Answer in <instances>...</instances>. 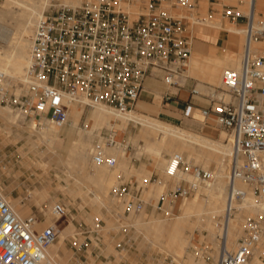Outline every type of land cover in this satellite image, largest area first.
<instances>
[{
  "label": "built area",
  "instance_id": "built-area-1",
  "mask_svg": "<svg viewBox=\"0 0 264 264\" xmlns=\"http://www.w3.org/2000/svg\"><path fill=\"white\" fill-rule=\"evenodd\" d=\"M211 5L220 0H208ZM199 0H48L35 23L30 38L29 66L23 94L16 95L0 74V101L24 117L55 126L69 122L72 105L103 106L118 112L131 110L138 101L144 81L160 78L167 87H181L192 51V35L187 21L193 17ZM250 2V7H251ZM184 9L186 16L173 11ZM221 15L243 22L245 44L239 70H224L221 85L202 95L209 105L198 114L214 118L231 137L235 158L228 182L229 201L240 200L233 182L248 185L252 196L263 206L260 214L246 219L242 235L233 250L223 245L216 264H264V54L251 53V40L261 41L264 18L261 13L253 28V11L243 14L237 6H221ZM167 92L165 97H169ZM195 108L186 104L182 115L192 118ZM105 145V146H104ZM107 146L117 145L113 137L95 145L91 157L96 165L113 168L116 160L105 156ZM167 178L178 179L174 188L162 192L154 210L164 216V204L185 199L200 186L212 183L210 169L190 163L181 154L172 155L165 169ZM189 175L190 180L183 178ZM143 180L142 183H146ZM142 185L120 182L109 196L119 200L125 214H139L146 206ZM171 211H166V215ZM66 215L64 206L54 204V221L38 230L35 216L20 219L0 196V264H45L46 250L58 238L55 222ZM100 222L93 233L98 236ZM220 240H224L222 237ZM122 244H117L121 249Z\"/></svg>",
  "mask_w": 264,
  "mask_h": 264
},
{
  "label": "rangeland",
  "instance_id": "rangeland-1",
  "mask_svg": "<svg viewBox=\"0 0 264 264\" xmlns=\"http://www.w3.org/2000/svg\"><path fill=\"white\" fill-rule=\"evenodd\" d=\"M236 2L237 0H235V4L220 0L216 2V4L211 5L208 0H199L194 16L196 14L200 19H216L221 21L223 25L226 24L231 27L243 29V22H232L228 18H223L221 15V4L232 6L236 5ZM8 7L13 9L12 15L14 18L11 15L0 19V53L2 54L8 52L11 44L15 41L17 36L15 27L16 19L21 13V9L13 8L12 4L6 3V0H0V10L7 11L8 9H11ZM203 7L206 8V12L203 11ZM173 12L177 16L187 15L186 10L184 9H176ZM257 13H261L264 18V9L256 11L255 22L258 18ZM196 25H192L191 20L186 23L188 35H191L192 33L193 36L192 48L195 41L202 42V39L197 35V30L204 27ZM228 34L231 35L227 31L220 30L216 40L207 43L208 47L213 46L216 48V54L219 57H222L224 54L223 50L226 48ZM242 34L243 33H241V35L239 34L240 36H233L238 39L240 38L241 43H243L244 34ZM31 35L32 34L30 33L26 37L29 42ZM255 45L256 48H259L258 51L261 50L262 53L260 54H264V38L261 41H257ZM240 50H243L242 47ZM255 53L258 52H254V54ZM238 54L242 58V55L240 53ZM223 70L224 68H222L218 74V83L209 82L198 76L191 75L185 80L180 81L181 87H167L166 85L165 87L168 90H180L179 92L181 96L186 97L188 96L187 91H190L192 88L198 90V92L202 94H208L210 88L219 85L221 72ZM3 76L5 77L6 82H9L8 86L11 87L14 94H23V84L21 82L14 81L5 75ZM201 81H204L203 84L206 88L199 90L197 84ZM186 85H189L190 87H187ZM154 99L155 96L151 95L145 103L149 106H153L155 105ZM138 102L139 100L130 111L135 109ZM165 102L166 100L164 99V103ZM161 104L162 97L160 95V106ZM74 106L75 105H72V107ZM4 107L9 109L10 114L7 120L0 118V145L4 147L3 151L8 156L11 169H8L6 162L0 164V192L9 196L13 201H21L22 203L20 205L27 206L30 215L37 218V224L42 225L36 227L38 230H42L54 221L50 215L51 207L54 204L60 203L66 210V215L55 222L59 231L58 238L47 249L48 251L54 246L57 247V253L54 258L56 262L53 260L51 264H120L122 262L124 264H216L219 256V249L224 245V240H220V236L222 237V235L220 227L217 224V222L222 219V214L221 212H216V214L212 213L216 221L213 225V222H211L210 219L212 214L208 211L206 212V210H209L210 204L216 201L214 198L212 199L213 195L210 191L202 188L204 185L200 186L195 194L185 199L178 198L170 204L166 202L164 204V216L154 210L159 195L162 192L166 193L169 190H172L178 180L167 178L163 172L168 159L176 153L181 154L186 160L190 161V163L204 169H210L212 173H214L216 171L215 160L207 151H202L199 146L191 145L189 143H174L173 146V144L171 145L165 142V135L162 133H151V143L145 142L143 137L140 138L138 136L139 132L141 134L143 132V126L139 121H132L135 124L129 122L125 126L114 125L111 126V128L103 126L101 128H95L89 133L85 127V120L94 108L83 109L81 107L82 113L77 128L71 126L73 120L71 121L72 118L70 113L69 122L66 125L60 127L55 126V128L60 131V144L57 149H61V147L66 149L65 152H62L63 155H67V151L71 148L72 143H78L79 151L83 150L86 155V161L84 163H81L79 160L71 161L69 159V168L74 175L73 177L72 175L64 173L61 167L49 162L50 153L45 154L46 146L44 144H38L35 146L31 143V141H37L36 133L41 130L42 123L49 125L50 122L43 121L39 126L36 124L34 118L24 117V115L18 110L7 106L0 101V108ZM158 112L151 113V117L159 119ZM124 113L125 112H121V114ZM137 117L142 119L143 116L137 115ZM195 117L199 118L201 121H207L211 125L213 132L217 135V139H213V141L220 142L223 145L232 143L229 134L216 124L214 118L209 117L204 119L200 115ZM171 124L184 128L177 123ZM189 131H191V133L194 132V134H201L195 130ZM110 135L116 141L117 145L115 147L106 145L105 156L113 157V155L106 151L107 149H117L120 151L121 158L123 154L121 151L123 146L121 144H124L126 145L129 162L126 169H119L120 158L119 161L116 160V164L113 168H107L106 165H102L105 167L104 170H106V172L114 171V174L110 182L107 184L105 192L102 194H95L97 199L92 201V203L95 204L93 205L90 201V199L94 197L92 191L93 187L88 180L83 182L79 173L87 175L88 168L91 165L92 167L101 166L96 165L93 162L91 150L95 145L104 142ZM165 148L171 151L167 152ZM88 164L89 166L86 168ZM144 167L150 170L148 178L146 175H138L137 173ZM1 177L8 179L9 182L2 184ZM189 177V175L183 176L184 179L187 178L186 180H190L191 177ZM143 180H147V182L142 183ZM126 181H136L143 187L142 194L146 201V206L139 214L127 215L123 213V206L119 200L112 199L109 196V191L114 185ZM47 186L50 187L48 199L41 205H37V203L33 201V193L37 189L40 190ZM246 187L251 195L249 186L246 185ZM72 189L77 190V192L73 193L71 191ZM80 189H82L81 195ZM229 189L228 184L224 193L225 195H227ZM101 198H104L105 200H100ZM192 200L196 201L200 207L197 211L199 216L197 215L198 213L186 215L184 219L186 225L182 231V236L186 239V243L183 248L180 249V254H178V258H176L173 254H169L164 248H161L158 245L159 243H162V241L159 239L157 229L160 223L161 225L163 224L164 232L162 234V240L166 243L172 223L176 217L182 214L181 205H188ZM219 201L220 200H217L218 204ZM241 202V199L238 201L236 200L237 204H240ZM219 207L220 204L218 205V209ZM166 211H171V214L166 215ZM200 211L202 212L200 213ZM204 211L206 212V215ZM231 214L237 221L236 223L241 224L239 222L242 220V230L247 218L258 215L251 214L248 211L246 214V210L243 208L239 210L232 209ZM27 217L28 215L24 218ZM47 219L48 222L42 224ZM152 219H156V221ZM98 221L100 222L101 231L98 236H95L93 233L89 232L93 230ZM66 229L67 231H65ZM137 230H142V235L139 234ZM241 233L236 238L237 240H235L236 244ZM152 237H154L153 240H155L156 244L155 242L151 243L152 246L150 247L142 244V241H148ZM235 241L232 246L234 248L236 246ZM123 242H125L126 245H123ZM119 243L123 246L121 249L117 248V244ZM232 249L233 248H231V250Z\"/></svg>",
  "mask_w": 264,
  "mask_h": 264
},
{
  "label": "bare ground",
  "instance_id": "bare-ground-1",
  "mask_svg": "<svg viewBox=\"0 0 264 264\" xmlns=\"http://www.w3.org/2000/svg\"><path fill=\"white\" fill-rule=\"evenodd\" d=\"M225 1L228 3L235 4V0H225ZM250 2L252 5L251 7H250ZM6 3L12 4L13 8L21 9V13L16 19L15 27H16L17 36L15 38V41H13L11 46L9 44L10 49L8 50V52L4 54L0 53V74H3L13 79L14 81L21 82L24 87L25 82H26V71L29 66V49H30V42L26 37L30 33L31 34L33 33L35 23L41 17L42 12L46 8L47 0H6ZM222 5L223 4H221L220 6ZM232 6H237L238 9L243 14H247L249 10L253 11L254 21H253L252 32L254 33V30L257 28V24L255 22L256 11L259 9L260 10L264 9L263 8L264 0H237L236 5H232ZM8 8H11V7H8ZM203 11L206 12L205 7H203ZM12 12H13L12 8L8 9L7 11L0 10V19L11 16ZM258 14L259 13H257V16ZM193 24L195 25L197 24L198 26L200 25L205 26V27L212 28V29L224 30L230 33L231 35H239V34L241 35V33H243L244 34V35L242 34L244 36L243 43H241L240 38L238 39V43H239L240 48L242 47V49L244 50L245 35H246L245 33L246 27L244 25H243L244 26L243 29H239V28L228 26L226 24L223 25L221 21H218L216 19L210 20L206 18L200 19L198 21H196V18H193L192 25ZM263 38H264V35H263ZM256 42L257 41H254V40L250 41V44H249L250 52L251 53H254V52L262 53L261 50L258 51L259 48L255 47ZM242 56H243V52H242ZM241 61H242L241 56H239L238 53H234L231 51L225 52L222 57L215 56V55H210L206 57V56H202L200 54L192 52L188 59V64L185 68V76H191L194 73V71H196L197 68L203 65L209 70L211 81L217 82L218 74L220 73L222 68H224V70H227V69L239 70L241 66ZM223 71L221 72V76H222ZM221 76H220V83L217 87L221 85ZM217 87H214L208 91H211L213 89L216 90ZM198 88H201V87L199 86ZM93 108H94L93 111L86 118V126L88 127L87 132L89 133H91L95 128H101L105 123H109L112 120H117L121 124L127 123L129 121H134V122L139 121L143 126L144 134L162 133L165 135L164 140L168 144H171V145L173 144L174 146V143H181V144L189 143L191 145L199 146V148L202 151H207L209 154H211V156L214 157L215 164H216V171L213 173L214 180L212 183L205 184L202 188L204 190L210 191L213 195L212 199L214 198L216 202L211 203L209 210H206V212L208 211L210 214L212 213L216 214V212H221L222 219L219 222H217V224L220 227L221 235L224 238L225 249L226 250H231V248L234 249V247H232L234 244V241L237 240L236 238L242 231V222H241L242 220L240 219L241 218L240 217L239 219L241 221L239 223L241 224L236 223L237 221L235 220V218L232 217V214H231L232 209L239 210L243 208L246 210V214H247V211L251 214H260L263 206L252 196V194L250 195V191L247 189L246 184H244L242 181H239V180L234 181L232 186L235 192L244 193V196L241 198L242 202L240 204H237L236 200L235 201L232 200L231 202L229 201V192L227 193V195L224 194L226 190V186H228L229 184L228 176L230 172L231 162H233L235 158V149L233 148L232 143H228V145H223L220 142H216L213 140L203 138L197 134L191 133L187 130L174 127L172 125H169L163 122H160L158 120L150 119L148 117H142V119H140L137 117L136 114L132 112L125 111L124 114H121V112L115 111L108 107L95 106ZM71 111H72V114L70 116L73 120L72 126L73 128H77L78 122H79V119L82 113V108L77 107L75 105L74 107H72ZM127 111H130V110H127ZM9 114H10V111L8 108L6 107L0 108V118L7 120L9 118ZM44 121H48V120H44ZM36 124L38 125V121H36ZM59 132L60 131L56 129L55 125L52 124L51 122L49 123V125H45L42 123L41 130L38 133H36L37 141L36 142L31 141V143L35 146H37L38 144H44L46 146L45 154L50 153L49 162L56 164L58 167H61L63 169L64 173L72 175L74 177L73 173L71 172L69 168L70 160L71 161L79 160L81 163H84L86 161V155L84 154L83 150L79 151L78 143H72L71 148L67 151V155L66 154L63 155L62 152H65L66 149H64L63 147H61V149H57V147L60 144ZM166 151L170 152L171 150L166 149ZM119 152L113 154V158L118 161L120 158ZM166 166H165V169H166ZM163 172L165 173V170H163ZM165 176H166V173H165ZM230 185L231 184H229V188H230ZM49 191H50L49 186L43 187L40 190L37 189L33 193V201H35L37 205H41L45 200L48 199ZM0 196L8 203L10 208L15 212V214L20 219L29 218L30 213H29L28 207L25 205H20L22 203L21 201L19 200L13 201L9 197L3 196V193L1 192H0ZM102 199L105 200L104 198H101L100 200ZM217 200H220L219 209H218L219 204ZM53 206L51 207V210H50L51 216H52ZM199 209H200L199 205L194 200H192L190 204L188 205H181L182 214L176 217L174 222L172 223L167 242L166 243L162 242V243H159L158 245L161 248H164V250L167 251L169 254L171 253V255L173 254V256L178 258V254H180V249H182L184 244L186 243V239L182 236V231L184 230L185 225H186L184 219L186 215L194 214V213L197 214L198 213L197 211ZM201 212L202 211H200V213ZM206 212H205V215H206ZM213 214L211 215V217L210 216L208 217H210L211 222H213L212 224L214 225L215 224L214 222L216 221L214 219ZM27 215L28 217L24 218ZM197 215L199 216V213ZM47 222H48V219L42 224H46ZM40 226L42 225H39L37 223L35 224V227H40ZM65 231H67V229ZM235 244H236V241H235ZM221 250H222V247H220L219 252H221ZM56 253H57L56 246L52 247L48 251L46 250L45 264H51V262H53L56 256Z\"/></svg>",
  "mask_w": 264,
  "mask_h": 264
},
{
  "label": "crops",
  "instance_id": "crops-1",
  "mask_svg": "<svg viewBox=\"0 0 264 264\" xmlns=\"http://www.w3.org/2000/svg\"><path fill=\"white\" fill-rule=\"evenodd\" d=\"M196 26H198V25H196ZM203 27L204 28H200V29L197 30V35H198V37L200 39H202V42L201 41H195L191 53L192 52L193 53H197V54H200V55L206 56V57L210 56V55L217 56V54H215L216 53V48L213 47V46L212 47H208L207 43L208 42H214L216 40V38L218 36V32L220 30L219 29L208 28V27H205V26H203ZM205 28H207V29H205ZM191 35H192V33H191ZM228 37L229 38L226 41V48H224L223 52L225 53V52L231 51V52H234V53H240L242 55L243 50H240V46H239V43H238V38H235L233 35H229V34H228ZM202 47H203V49H202ZM233 48H235V49H233ZM193 75L194 76H198V77H200L203 80H207L209 82H212L211 78H210L209 70L203 65L200 66L199 68H197L196 71H194V73L192 74V76ZM187 77H190V76H187ZM184 80H185V78H184ZM203 83H204V81H201V82H199L197 84V88L199 86L201 87V88H198L199 90H202V89L206 88V86ZM186 86L190 87L189 85H186ZM210 89H212V88H210ZM179 91L168 90L159 77L158 78L148 77L144 81L143 89H142V91L140 93V96H139V99H138L139 102L137 103L135 109H133L132 111H126V112H132V113H134L136 115H142L143 117H148L150 119L158 120L160 122H163V123H166V124H169V125H172L174 127H178V128L184 129V130L189 129V130L198 131L201 134H197V133H195V134H197V135H199V136H201L203 138L209 139V140L217 139V135L213 132V129H212L211 125L207 121L206 122L205 121H201L199 118L195 117V116L199 115L198 111L201 108H205V107H207L209 105V100L207 98H205L203 96H199V95L190 96V91H187L188 92V96L187 97L186 96H181ZM182 91H185V90H182ZM167 92L170 93L169 97H165V94ZM200 94H202V93H200ZM151 95L155 96V99H154L155 105H153V106H149V105H147L145 103V101ZM160 95L162 97L161 106H160ZM202 95H206V94H202ZM164 99L166 100L165 103H164ZM188 103L192 104L194 106V108H195V112H194V115H193L192 118H185L182 115L183 109L185 108L186 104H188ZM156 112H158V118L159 119L151 117V115H150L151 113H156ZM69 113L71 115L72 111H70ZM71 121H72V119H71ZM129 122H132V121H129ZM129 122L121 124L117 120H113V121H111L109 123H105L103 126H106L107 128H111V126H114V125L115 126H125ZM167 122L177 123L179 125H182L184 128L176 126V125H173L171 123H167ZM132 123H134V122H132ZM71 126H72V124H71ZM85 127L88 128L86 126V120H85ZM189 130H187V131H189ZM189 132H191V131H189ZM192 133H194V132H192ZM138 136L140 138L143 137L145 142L151 143V141H150V139L152 138L151 134H144V132H142V134H141L139 132ZM121 145L123 146V149L121 150L123 154H122V156L120 158V167H119V169H126V167L128 166L129 157H128L127 152H126V145H124V144H121ZM3 149H4V147L2 145H0V164L6 162L8 169H11L9 161H8V156L4 153ZM106 151H108V153H110L111 155H113L114 153L119 152V150H117V149H107ZM88 166H89V164L86 166V168H88ZM90 167L88 168L87 175H84L83 173H79V175H80L81 180L83 182L85 180H88L91 183L90 185L93 187L92 191L94 193V197L90 199V201L92 203L93 200L97 199V198H95V194H102V193L105 192L106 186L110 182V180L112 179L114 171L106 172V170H104L105 167H103L102 165L101 166H93V167L91 165ZM137 173H138V175H141V174L142 175H146V177L148 178V176H149L148 174L150 173V170H148L146 167H144ZM1 182H2V184H5V183H8L9 180L4 178V177H1ZM132 182L133 181H126V182H123V183L131 184ZM71 191L73 193L77 192V190H75V189H72ZM80 192H81L80 193V195H81L82 194V189H80ZM3 195L7 196L4 193H3ZM7 197H9V196H7ZM92 204L95 205L94 203H92ZM152 220L156 221V219H152ZM137 232L139 234H141V235L143 233L142 230H137ZM157 232L159 233V239L162 242H164L162 240V234L164 232L163 231V224L162 225H161V223L159 224ZM153 239H154V237H152L148 241L147 240L146 241H142V244L150 247V246H152L151 243H153V241L155 242V240H153ZM123 245H126L125 242H123ZM120 264H124V263L122 262Z\"/></svg>",
  "mask_w": 264,
  "mask_h": 264
}]
</instances>
